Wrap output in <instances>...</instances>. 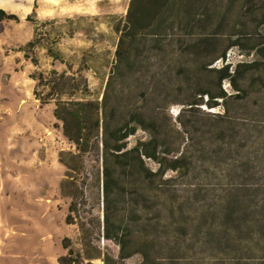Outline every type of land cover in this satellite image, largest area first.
<instances>
[{
  "label": "rangeland",
  "instance_id": "obj_1",
  "mask_svg": "<svg viewBox=\"0 0 264 264\" xmlns=\"http://www.w3.org/2000/svg\"><path fill=\"white\" fill-rule=\"evenodd\" d=\"M131 1L0 0V9L19 20L0 22V264H57L58 258L66 254L61 246L64 238L70 239L78 249L76 228L65 224L68 199L60 192L66 175L63 162L73 164L67 155L75 153V147L67 141L62 123L54 116L55 100L60 98L62 103H68L87 95L86 100L102 103L107 80L115 66L118 43L115 29L125 20ZM155 1L134 0L136 16L148 21L154 13ZM251 1L219 0L220 28L208 30V34H215L212 37L218 50L237 42L238 47L228 48L226 53V61L233 65L252 61V49L264 38V20L253 17ZM180 29L186 37L188 32L183 27ZM150 34L146 31L133 51L138 62L150 57ZM179 51L157 60L166 75L163 86H152L154 95L149 97L145 95L144 66L138 63L115 73L108 91V115L112 121L124 123L135 119L133 111H148L158 120H165L170 130L168 141L175 151L168 158L184 152L185 163L192 169L188 174L182 171V175L168 171L163 178L169 180L164 197L152 190L159 186L158 178L149 188L134 186L136 179L119 172L118 181L111 186L109 215L118 224L139 221V225L132 221L130 231L151 239L173 264L264 263V237L258 243L253 234H244L239 236V242L225 243L222 239L217 244L209 243L205 236L220 228V216L213 213L218 211L223 199L222 191L242 182L243 164L247 163L254 171L259 166L264 168L261 158L264 152L256 132L249 134L252 139L242 149L239 140L245 134L240 132L235 144L230 145V153L223 152L229 147L219 141L217 134L226 125L213 117L221 109L199 106L197 111L189 112V107L174 104L182 101L184 95L207 88L215 81L214 76L209 78L205 73L183 75L173 64ZM222 65L218 60L208 68ZM50 89H53L52 97L48 96ZM222 89L233 93L226 81L222 82ZM237 111L232 109L230 115L237 117ZM249 116L256 123L262 120ZM203 125L212 127L214 136L202 134L208 130ZM147 140L148 135L137 130L126 140V145L130 149ZM84 160L88 172L99 165L95 155L93 162L89 156ZM143 161L147 170H157V164ZM250 172L245 179L252 177ZM260 175L263 179L264 172ZM202 183L208 187L199 194L196 191L199 187L194 189V185ZM95 185L93 195L97 192ZM87 186L89 181L85 182V189ZM140 193L146 196L141 198ZM245 196V203H250V198ZM132 204L135 214L131 216ZM93 207L94 214L102 218L101 193ZM141 207L146 209L145 214ZM98 247L117 260L118 248L114 244L101 240ZM140 263L138 254L125 261V264ZM93 264L103 263L96 260Z\"/></svg>",
  "mask_w": 264,
  "mask_h": 264
},
{
  "label": "trees",
  "instance_id": "obj_2",
  "mask_svg": "<svg viewBox=\"0 0 264 264\" xmlns=\"http://www.w3.org/2000/svg\"><path fill=\"white\" fill-rule=\"evenodd\" d=\"M249 5L254 7L253 17L263 21L264 0H253ZM152 6L153 15L148 21H144L134 13V0H132L125 20L117 25L115 66L107 80L101 104L86 100L87 95L68 103H62L60 98L55 100L54 116L62 123L63 134L67 141L75 147V153L67 155L73 164L63 162L66 175L65 181L60 184V192L68 199L65 224L74 226L78 233V249L72 246L70 239L62 240L61 246L66 254L58 258L57 264H93L96 260L103 264H125L133 254L140 256V264H173L166 260L162 250L157 249L151 239L130 231L133 220L118 224L109 215L111 186L113 182L118 181L116 176L119 172L136 179L134 186L146 185L149 188L158 178L160 184L152 190H156L161 197H164L166 194L164 189L169 182L163 180L165 174L168 171L177 175L178 173L182 175V171L188 174L192 169L190 164L185 163L184 152L178 153L179 155L172 159L168 158L175 151L168 141L170 130L165 120H158L149 115L148 111L138 113L133 111L132 115L135 119L124 123L109 118L108 91L115 73L129 70L138 63L144 66L145 95L149 97L154 95L152 86L161 85L163 76L166 75L157 60L168 54L173 55L175 50L180 49L173 64L184 72L183 75L205 73L204 75L209 78L214 76L215 81L209 83L207 88L201 87L193 94L184 95L182 101L174 104L189 107V112L197 111L199 106H205L209 110L221 109L222 112L213 114V117L226 125L224 130L217 134L219 141L229 147L223 152L230 153V147L235 144L236 138L241 135L240 132L245 134L239 140L242 144L241 149L248 145L249 139H252L249 134L256 132L257 141L264 152V38L252 49L254 57L252 61L233 65L226 61V53L228 48L238 47L237 42L231 43L226 49L218 50L212 37L215 34H208V30L220 28L218 20L222 14V6L219 0H156ZM6 20L19 21L15 15H8L0 9V22ZM180 27L188 32L186 37L181 34ZM146 31L152 35L149 41L151 54L150 57L138 62L133 58V51L139 47ZM218 60L223 63L222 67L208 68ZM224 81L231 87L232 94L222 89ZM178 87L182 88L181 84ZM51 91L53 89H50L49 97H52ZM84 92L88 94L87 88ZM203 99L206 100L205 103ZM161 104L165 106V101ZM232 109L238 110L237 117L230 115ZM240 111L242 113H239ZM249 115L258 116L262 120L253 122L249 119ZM204 127L208 130L202 134L214 136L212 127L203 125ZM137 130L146 133L148 140L138 142L128 149L126 140L134 136ZM93 155L99 165L92 167L88 172L85 169L84 159L89 156L93 162ZM261 158L264 160V154ZM144 159L157 164V170L154 172L147 170ZM241 168H243L240 174L242 182L222 191L223 199L220 200L218 211L213 213L220 216L221 224L220 228L218 227L220 230L215 228L205 235L209 238V243L213 241L221 244L222 239L225 243L239 242V236L244 234H253L255 240L260 243L261 238L264 237V178L258 177L262 176L260 174L264 172V168L261 169L259 166L258 171H254V168L248 167L247 163ZM248 172L252 177L245 179ZM86 181H89L87 189L84 187ZM93 183L96 184L97 191L94 195ZM205 187L208 186L204 183L194 185V189L199 194L204 191L202 189L206 190ZM100 193L102 218L94 214L93 207L94 202L99 200ZM145 196L140 193L141 198ZM244 196L250 198L251 202L246 204ZM133 204L129 209L130 212L128 211L131 216L135 214ZM141 208V212L145 214L146 209ZM170 211L173 215L172 208ZM179 211L181 215L182 209ZM138 222L135 219L133 224L139 225ZM101 240L110 242L118 248L117 260H114L109 253L101 251L98 247ZM136 247L138 249L132 251Z\"/></svg>",
  "mask_w": 264,
  "mask_h": 264
}]
</instances>
